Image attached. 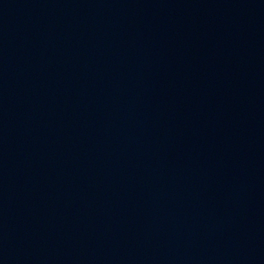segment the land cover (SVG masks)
I'll return each mask as SVG.
<instances>
[{"label": "water", "instance_id": "obj_1", "mask_svg": "<svg viewBox=\"0 0 264 264\" xmlns=\"http://www.w3.org/2000/svg\"><path fill=\"white\" fill-rule=\"evenodd\" d=\"M0 264H264V0H0Z\"/></svg>", "mask_w": 264, "mask_h": 264}]
</instances>
